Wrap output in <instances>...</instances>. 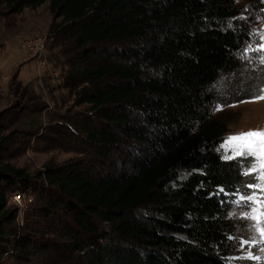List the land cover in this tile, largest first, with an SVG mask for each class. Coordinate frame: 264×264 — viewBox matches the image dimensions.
Returning a JSON list of instances; mask_svg holds the SVG:
<instances>
[{"label":"trees","instance_id":"obj_1","mask_svg":"<svg viewBox=\"0 0 264 264\" xmlns=\"http://www.w3.org/2000/svg\"><path fill=\"white\" fill-rule=\"evenodd\" d=\"M45 2L85 109L0 112V264H228L246 174L220 151L215 86L242 69L263 0H0V20ZM33 138L77 156L31 175L11 160ZM17 192L39 201L22 224Z\"/></svg>","mask_w":264,"mask_h":264},{"label":"rangeland","instance_id":"obj_2","mask_svg":"<svg viewBox=\"0 0 264 264\" xmlns=\"http://www.w3.org/2000/svg\"><path fill=\"white\" fill-rule=\"evenodd\" d=\"M16 20L15 16L7 20L1 19L0 27L13 24ZM49 21L48 6H40L37 9L28 8L24 13V22L21 23L20 30L33 31L34 29L37 32L36 36L47 37V58L56 71L49 72V75L43 77L39 82L18 85L19 81L16 80L14 84L12 81L10 82L11 89L9 91L0 89V112L15 102L30 106H43L45 107V112L42 113L44 125L49 123L51 118H58L59 115L64 114L75 115L78 111L85 109V106H76L72 92L62 86L68 65L66 64V55L62 53L61 47L50 38L49 30L52 24L49 26ZM3 32L8 35L12 31L6 28ZM261 33H264V8L254 21V40L244 54L242 69L215 86L217 100L213 107L214 113L225 118L229 126V131L220 145V151L224 158L234 155L233 150L225 143L229 137L250 130H264V100L244 97V95L255 93L258 86L264 82V62L261 60V57H264V51L251 50L255 49L259 43L264 42L260 38ZM2 36L0 33V40ZM262 88L264 89V86ZM46 145L45 142L33 138L30 140L29 148L20 156L12 159L11 162L18 167L25 168L31 175H36L46 166L62 165L68 159L77 156V153L73 151L52 149ZM233 159H240L245 167V173L253 166V160L250 157ZM260 171L258 168L253 175H246L245 184L230 200L231 216L238 222L239 232L236 237L237 252L229 258L228 264H264V237L253 230L252 222L245 215L253 207L264 211V203L257 205L252 201L240 200L241 195H254L256 199L264 201V191L248 187V185L257 183L256 176L260 174ZM189 175V172L181 171L179 180L173 185L177 186ZM15 195H20V193L17 192ZM15 195L10 198L9 205L18 208L19 216L16 223L22 224L26 213L32 211L34 205L39 201L37 202L33 195L24 194L21 195L23 204L19 205L14 200ZM259 218L264 221V215ZM179 236L185 237L184 235ZM246 240L250 242L245 243ZM37 263L48 264L41 258Z\"/></svg>","mask_w":264,"mask_h":264},{"label":"crops","instance_id":"obj_3","mask_svg":"<svg viewBox=\"0 0 264 264\" xmlns=\"http://www.w3.org/2000/svg\"><path fill=\"white\" fill-rule=\"evenodd\" d=\"M42 6H49V2H45ZM27 9L15 15L17 18L15 23L0 27V33L3 35L0 40V89L4 91L10 90V82L13 79L18 80L22 84L39 82L43 77L48 76L49 72L56 71L47 55L45 65L41 66L40 60L31 57L22 46L26 39L37 35L34 29L33 31L20 30L21 23L24 22V13ZM48 12L50 26L53 21V15L49 7ZM6 28L12 31L8 35L3 32Z\"/></svg>","mask_w":264,"mask_h":264},{"label":"snow or ice","instance_id":"obj_4","mask_svg":"<svg viewBox=\"0 0 264 264\" xmlns=\"http://www.w3.org/2000/svg\"><path fill=\"white\" fill-rule=\"evenodd\" d=\"M260 38L264 41V33H261ZM253 51H264V42L258 44ZM264 62V57H261ZM255 100H264V89H261L259 94L254 98ZM234 152L233 156L226 157L233 159L236 157H250L253 160V166L245 173L246 175H253L258 168L261 170L260 174L256 176L257 183L248 185L250 188H255L258 191H264V130H250L247 132L239 133L228 138L225 142ZM258 166V168H257ZM241 201H252L259 205L264 201L258 200L254 195H241ZM246 217L252 222L251 227L255 232H258L264 237V221L260 220V216L264 215L258 207H253L249 213L245 214ZM250 241H245L249 243Z\"/></svg>","mask_w":264,"mask_h":264},{"label":"built area","instance_id":"obj_5","mask_svg":"<svg viewBox=\"0 0 264 264\" xmlns=\"http://www.w3.org/2000/svg\"><path fill=\"white\" fill-rule=\"evenodd\" d=\"M47 44L48 42L46 36H34L26 39L22 43V46L31 57L38 58L40 60L41 66H43L46 63L45 61L48 51ZM14 200L19 205L23 204L21 195H15Z\"/></svg>","mask_w":264,"mask_h":264}]
</instances>
